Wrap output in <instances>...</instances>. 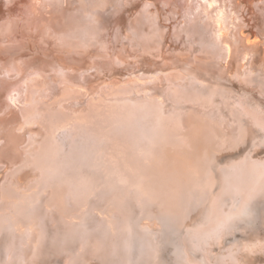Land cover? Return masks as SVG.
<instances>
[{
  "label": "bare ground",
  "instance_id": "bare-ground-1",
  "mask_svg": "<svg viewBox=\"0 0 264 264\" xmlns=\"http://www.w3.org/2000/svg\"><path fill=\"white\" fill-rule=\"evenodd\" d=\"M247 25L264 39V0H0V264H144L156 222L176 264H264V48ZM251 198L252 228L233 218Z\"/></svg>",
  "mask_w": 264,
  "mask_h": 264
},
{
  "label": "rangeland",
  "instance_id": "rangeland-1",
  "mask_svg": "<svg viewBox=\"0 0 264 264\" xmlns=\"http://www.w3.org/2000/svg\"><path fill=\"white\" fill-rule=\"evenodd\" d=\"M189 1H191V0H189ZM203 0H195V3L197 4V6H198V4L199 3H201ZM197 10H198V8H197ZM242 32H243V34L245 35V36H247L248 37V40H249V42L251 41V42H253V41H256V44L258 45V47L260 48V49H263L264 48V39H263V37H261V36H257V34L254 32V30H253V28L250 26V25H247V26H245V27H243L242 28ZM198 36V35H197ZM199 38H200V36H199ZM177 41H179V38L177 37V38H175ZM199 43L200 41L197 39V38H195L194 39V43ZM202 57V59H204V60H207L208 59V57L207 56H201ZM154 59H156V60H158L159 58H154ZM149 65H150V63H149ZM187 68H189V69H191L192 70V68H190L189 67V65H187L186 66ZM206 73H207V75H208V73H211L209 70H206L205 71ZM213 72V71H212ZM128 73V74H127ZM125 75H126V77H128V78H130V76L132 77V75H133V71H128ZM131 73V74H130ZM110 77H111V75H109ZM113 78H116V76L115 77H113ZM219 78H221V77H219ZM213 105V104H212ZM207 106V108H208V110H210V113H211V115L212 116H217V111L215 110V107L213 108V106ZM209 107H212L213 109H211V108H209ZM215 111V112H214ZM213 112V113H212ZM211 116V117H212ZM66 138H69V139H71L72 137L71 136H69V133H66ZM68 139V140H69ZM70 143V142H69ZM69 143H67V145H69ZM96 145V144H95ZM75 147H77V148H75ZM75 147H72V149H73V151L76 153H82V152H89V146L88 147H85V146H83V147H81V146H76L75 145ZM79 147H80V149H79ZM94 148V147H93ZM87 149V150H86ZM81 150V151H80ZM84 150V151H83ZM93 149H91V152L93 153L94 152V150L92 151ZM94 153H96V151L94 152ZM94 153H93V156H94ZM148 181V179H146V178H144V179H142L141 180V182H142V184H145L146 182ZM138 185V182H137V184H136V186ZM54 191V190H53ZM56 192H57V190H56ZM58 193H56V196L58 197V195H57ZM111 194H109V196H110ZM121 198V197H120ZM55 199V198H54ZM56 200V199H55ZM150 200V201H149ZM149 201V202H148ZM254 201H256L255 199H248V202H246V201H244V206L246 207L245 208V211H243L241 214H239V215H235V216H233V218L234 219H240L241 220V222H243L246 226H250L251 228H252V226H253V223H255V220H257L258 218H259V211L257 210V205H261L260 203H258L257 204V201H256V205L254 204V206L253 207H251V203L252 202H254ZM264 202V201H263ZM262 203V202H261ZM233 205L231 206L232 207V209L235 211V210H238V208L237 207H234V205H235V203H232ZM248 205H249V207H248ZM144 206H146V212H150V214L152 213V215H159V214H161L162 212H164V214H168V215H171V213L170 212H172V210L170 209V208H173V207H171V206H168V205H165V204H162V203H159V202H156L155 200H153V199H151V198H148V200L147 199H145V203H144ZM150 207V208H149ZM254 207H256V208H254ZM164 209V211H161L160 212V210L161 209ZM157 209H159V210H157ZM162 209V210H163ZM150 210V211H149ZM155 211V212H154ZM157 211H159V212H157ZM166 211V212H165ZM163 214V213H162ZM239 216V217H238ZM253 216V218H251ZM156 219L155 220H157V217H155ZM242 218V219H241ZM253 219V220H252ZM132 220V221H131ZM135 222V221H138V220H136V219H131V218H129L128 219V223L129 224H132V222ZM144 222H148V220H144ZM250 223H252V224H250ZM157 225H159L160 226V228L158 229V230H160L159 231V236H156L155 235V245H157L158 244V246H159V243H160V247L158 248V246H156L157 248L156 249H158L156 252V254H155V252H154V255H152V256H147L146 258H145V263L144 264H153V263H155V264H176V262H175V251L177 252H179V250L182 248H179L178 247V245H179V243H178V241H179V235H177V233L175 234L174 232H175V230H173V231H171L170 229L172 228V225H171V223H165L164 225L163 224H161V223H159L158 224V222H156V226ZM164 227H163V226ZM174 226V225H173ZM250 228V229H251ZM247 229V228H246ZM165 230V231H164ZM164 234H163V233ZM162 233V234H161ZM156 234H157V232H156ZM162 237H161V236ZM176 237V238H175ZM157 238V239H156ZM159 238V239H158ZM172 238V239H171ZM173 238H174V240H173ZM160 240V241H159ZM171 241V242H170ZM174 241V242H173ZM162 244V245H161ZM164 244V245H163ZM191 247H193L194 249H197L198 247H197V245L194 243V242H192L191 243ZM176 246V247H175ZM165 248V250H164V248ZM178 247V248H177ZM161 249H163V250H161ZM160 250V251H159ZM197 250H199V249H197ZM182 251V250H181ZM177 252V254L179 255V253ZM160 253V254H159ZM158 255H159V258H158ZM161 255V256H160ZM156 256H157V258H156ZM134 258H132V260H133ZM154 259H156V260H154ZM87 261L90 263V264H92V263H96V261H98L96 258H93V257H89L88 259H87ZM91 261V262H90ZM155 261V262H154ZM186 261V260H185ZM160 262V263H159ZM113 262H111V260L109 261V260H107L106 262H105V264H112ZM184 263V262H183ZM178 264V263H177Z\"/></svg>",
  "mask_w": 264,
  "mask_h": 264
}]
</instances>
